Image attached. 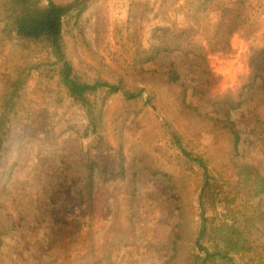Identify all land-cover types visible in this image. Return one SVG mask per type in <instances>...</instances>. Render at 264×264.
I'll use <instances>...</instances> for the list:
<instances>
[{
	"label": "rangeland",
	"instance_id": "374dc122",
	"mask_svg": "<svg viewBox=\"0 0 264 264\" xmlns=\"http://www.w3.org/2000/svg\"><path fill=\"white\" fill-rule=\"evenodd\" d=\"M132 1L96 0L78 19L64 24L67 56L77 74L116 82L126 68L136 65L135 46L155 39L157 26L172 31L173 26L195 22V3L147 0L154 10L135 37L134 25H128ZM251 1L249 22L259 28L257 33L247 37L237 31L230 52L206 54L219 78L213 88H207L196 50L184 39L181 49L158 63L179 71L183 87L147 82L155 92V105L146 102L147 91L129 99L122 91L104 87L91 95L95 110L90 117L61 83L47 42L6 30L0 14V116L4 91L14 82L22 84L16 92V112L0 125L6 147L0 203L8 206L0 207V264H193L192 253H200L202 206L211 218L226 214V195L235 186L245 188V174L255 170L236 161L264 174V124L254 118L256 109L264 113V87H244V102L230 112L240 137L236 156L224 111L214 105L218 94L244 86L241 77L251 72L252 45L264 44V0ZM234 2L204 1L196 13L200 23H194L198 32L190 42L206 46L224 9ZM167 123L207 162L212 180L204 198V169L175 145ZM23 186L19 224L8 213L15 212L12 199L4 200L6 193ZM253 234L255 245L264 244V235L256 229ZM258 252L256 260L264 264V250ZM235 258V264L242 260Z\"/></svg>",
	"mask_w": 264,
	"mask_h": 264
},
{
	"label": "trees",
	"instance_id": "16d2710c",
	"mask_svg": "<svg viewBox=\"0 0 264 264\" xmlns=\"http://www.w3.org/2000/svg\"><path fill=\"white\" fill-rule=\"evenodd\" d=\"M95 1L0 0V14L3 18L5 29L32 41L47 42V46L52 49L53 63L58 65L61 83L65 86L68 95L86 108L88 117L95 110L91 95H94L104 87H108L112 92L122 91L129 99L143 97L144 91H147L149 93L146 102H151L154 105L153 96L155 92L147 87V82L158 81V83H164L170 86L183 87L185 84L181 80L179 71L172 67L158 66V63L166 55L181 49V45L185 43L184 39H188L187 42L194 46L196 50L195 54L200 59V74L205 77L206 86L210 90L218 82L219 78L210 70L207 64L206 54L209 51H223L228 53L231 50V37L235 32L243 31L249 37L257 33L259 29L249 22V8L251 7L252 1L235 0L234 6H228L224 9L216 33L208 39L206 46L200 41L196 44L190 42L192 33L195 36L198 32L194 23H200L199 14L196 15L197 9L206 0H196V2L188 0V4L195 3L193 7L194 14L192 16L195 22L193 24L173 26L171 28L172 31H169L170 27L168 26H157L153 31L155 39H151L147 46H135V52L139 53L135 61L136 65L126 68L124 74H120L116 82L108 81L102 77L88 80L75 72L74 65L67 56L63 32L65 23L70 22L75 17L78 19ZM153 10V6L147 0L132 1L128 25H134L136 29L135 37L139 35L137 29L141 27L143 21L146 22L149 19V15ZM254 46L256 48L253 51ZM145 63H152L155 67L154 65L150 68L145 67ZM250 65L252 68L251 72L241 77V79H244V86L236 91L229 89L224 94H218V100L214 102V105H217L218 108L224 111L222 114L225 120L224 124L230 130V135L234 143L235 156L239 153L240 137L230 112L244 102V87H264V44L261 46L252 45ZM125 75H129L131 80L127 81ZM145 76L149 77L148 80L143 78ZM21 85L19 82H14L4 91L6 100L0 116V125L10 120L7 118V115L16 112L17 106L20 103V96L16 92ZM254 118L264 124V113L262 111L256 109L254 111ZM92 123L93 131H96L98 126L97 120L93 118ZM167 124L171 129L175 145L187 157L195 160L204 169V185L200 193V198H204L206 189L211 185L212 180L207 162L202 157L195 156L189 149L184 142L183 134L180 130L176 129L172 123ZM5 148L4 138L0 137V167L5 157ZM236 163L242 167H253L255 170L252 174H245V188L240 185L235 186L226 195L223 208L226 214L218 212V217L211 218L206 213V207L202 206V223L197 238L200 253H192L191 259L193 264H235V256L242 258L239 264H258L256 253L258 250H264V244L255 245L251 239V235H254L253 229H256L257 232L264 235V229L262 227L264 223V174H261L256 167L247 162H238L237 160ZM68 171L70 172V170ZM132 171L134 175H137L134 164ZM90 176L92 178L93 175L91 174ZM17 183L19 182L16 181V185ZM243 193L245 194L244 196ZM6 195L8 196L4 202L11 198L13 201L12 207L15 210L13 213H8L11 215L13 221L20 224L23 218L21 206L24 202L26 189L23 186L18 190L6 193ZM1 198L3 199V196ZM2 206L4 204L0 203V207ZM4 208L7 210L8 206L5 204ZM221 214L224 216L219 218ZM1 236L2 230L0 229V238ZM205 241L210 242V245H204Z\"/></svg>",
	"mask_w": 264,
	"mask_h": 264
}]
</instances>
